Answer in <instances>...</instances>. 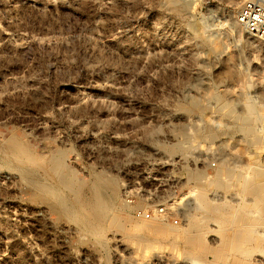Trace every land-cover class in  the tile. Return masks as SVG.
Instances as JSON below:
<instances>
[{"label": "rangeland", "instance_id": "obj_1", "mask_svg": "<svg viewBox=\"0 0 264 264\" xmlns=\"http://www.w3.org/2000/svg\"><path fill=\"white\" fill-rule=\"evenodd\" d=\"M186 1L0 0V264H264V212L242 187L250 165L264 183V44L233 26L239 0ZM249 101L258 142L229 115ZM173 198L182 217H154L166 230L135 226ZM197 231L240 250H191Z\"/></svg>", "mask_w": 264, "mask_h": 264}, {"label": "bare ground", "instance_id": "obj_2", "mask_svg": "<svg viewBox=\"0 0 264 264\" xmlns=\"http://www.w3.org/2000/svg\"><path fill=\"white\" fill-rule=\"evenodd\" d=\"M234 0H230V2H233ZM168 2V5L171 6L172 8H175L177 9L178 11H184L186 10V8H188L187 6L188 5V2L186 0H167ZM239 3V2H238ZM237 3L235 2V5ZM233 26L234 27H237V28H241L242 27V24L240 23L239 19H235L233 21ZM233 112H230L229 115L230 117H234V124H233V127L234 129L236 130H239L241 131L243 134H245L246 136H248L247 140L249 139V136H253V141L255 142H258V138H256L255 136V133H256V124L259 122V116H258V113H257V110H256V105L254 102L252 101H249V102H246L244 104V108H243V115H238V116H234L232 114ZM245 137V136H244ZM258 137V136H257ZM5 140V139H4ZM249 141V140H248ZM252 142V140H251ZM251 144V143H250ZM9 145L10 148L14 149V148H20L18 147V141L15 140V139H10L9 140V143L7 144ZM20 145V144H19ZM177 146H173L174 149L178 150V149H181L182 147H185V144L184 143H179V144H176ZM252 145V144H251ZM172 148V149H173ZM15 150V149H14ZM16 151V150H15ZM61 151V150H59ZM179 151V150H178ZM4 152V151H3ZM28 153V152H27ZM63 153V152H61ZM230 154V153H229ZM233 154V152H232ZM59 156H62V155H59ZM64 156V155H63ZM228 156V155H227ZM230 156V155H229ZM224 161H226L227 157L225 155L222 156ZM63 159V158H62ZM176 161V160H175ZM21 164V163H20ZM43 164H49L50 165V171L53 173V175H55L56 177H58V181L61 182V183H64L66 181H73L74 177H72V174L71 173H67V175H65L63 173V170H64V166H63V162L61 161V159L56 155V154H51L49 156L48 159H45L43 161ZM176 164V163H175ZM245 167V166H244ZM249 167H251L250 169H252V176L250 177H246L244 180H243V192L245 193H248L250 195H252L253 197H255L257 199V202H258V208L261 209L263 212H264V183H261V182H258L257 180L260 179L261 177V171H260V168L259 166L257 165H250ZM41 169V168H40ZM13 172V171H12ZM44 173V172H43ZM45 174V173H44ZM28 176V175H27ZM191 178L195 181V182H203L204 180V177L203 175L199 174V173H192L190 174ZM46 177V176H45ZM67 179V180H66ZM76 181V180H75ZM211 184H215L217 186H220L222 187L223 184H224V181L221 179L220 175L218 174L216 176V178H213L210 182ZM51 184V183H50ZM43 193L45 195H54L56 194V191L52 188V187H49V186H45L44 189H43ZM100 194V193H99ZM52 195V196H53ZM91 195V194H90ZM95 204L92 203L93 206H96L97 208V212L98 210L101 211L103 210V203L101 198H103L101 196V198L99 197L98 193L96 192L95 194ZM101 195V194H100ZM68 201V200H67ZM200 202H201V207L204 206V208H207L208 207V202H207V199H206V196L204 195V192L203 190L200 192ZM224 203L221 205L219 204V206H212L210 209L214 211V213H222L220 212L221 210L227 208L225 207ZM60 206V205H59ZM139 206V205H138ZM256 206V205H255ZM141 207V206H140ZM124 208V207H123ZM137 208V206L135 207ZM242 208V207H240ZM139 209V208H138ZM237 209V208H236ZM251 209V208H250ZM254 209V208H253ZM51 210V209H50ZM246 210V209H245ZM257 210V209H256ZM243 211V210H242ZM249 211V210H248ZM255 212V211H254ZM238 214V213H237ZM236 216H240V215H236ZM259 216V215H258ZM248 219L245 221L244 219H242L244 222H243V229L244 227L248 228V229H253V227L256 225V222H255V217L254 214H249V216H247ZM260 217V216H259ZM224 218V217H223ZM245 218V217H244ZM157 218H154V220H152V222L150 220H142L143 222L140 223V224H135V226L141 231H147V230H150L152 229L153 231H156L157 233L158 232H161L165 229H164L160 226L158 220H156ZM236 219V218H235ZM238 219H241V218H238ZM261 219V218H260ZM127 221V220H126ZM260 223H261V220H259ZM263 221V220H262ZM264 222V221H263ZM162 223V222H161ZM242 223V222H241ZM264 224V223H263ZM262 224V225H263ZM119 226L121 227H124L126 226V223L125 221L121 220L120 219V223H119ZM131 226L133 227L134 224ZM134 226V227H135ZM239 226V225H238ZM258 226V224H257ZM131 227V228H132ZM133 227V228H134ZM135 227V229H137ZM259 227V226H258ZM126 228V227H125ZM128 228V227H127ZM232 228V227H231ZM255 228V227H254ZM166 230V229H165ZM255 230V229H253ZM222 231V230H221ZM247 231V230H245ZM256 231V230H255ZM132 232H134V229L132 231V229L129 230V235L130 234H133ZM224 232V231H223ZM226 232V231H225ZM247 233V232H246ZM224 234V233H223ZM236 235V234H235ZM151 236V235H150ZM203 236H201L200 232H195L193 234H190V236L188 237V244L190 246V249L191 250H196L197 246L199 248H201V251L203 250L204 252L207 251L209 253H213L214 254V257L216 260H223L224 258L227 257L226 253L224 251H227V250H232V251H238L239 252V248L238 246H240V241H239V244L237 245V247H231V244H228V241L226 240L224 243H223V246L221 248H212V247H207L205 246L206 244L204 243V240L202 238ZM228 237V236H227ZM241 237V235H240ZM143 238V237H142ZM224 238V237H223ZM240 239V238H239ZM242 239V238H241ZM95 240V239H94ZM232 241V240H231ZM238 241V240H237ZM249 241V240H248ZM236 242V241H235ZM235 244V243H233ZM205 246V247H204ZM220 246V244L218 245ZM217 246V247H218ZM236 246V245H235ZM242 247V246H241ZM190 250V251H191ZM242 254L240 255H243V257H248L250 256L248 253V250L247 251H243L241 252ZM236 262V261H235Z\"/></svg>", "mask_w": 264, "mask_h": 264}, {"label": "built area", "instance_id": "obj_3", "mask_svg": "<svg viewBox=\"0 0 264 264\" xmlns=\"http://www.w3.org/2000/svg\"><path fill=\"white\" fill-rule=\"evenodd\" d=\"M238 19L251 36L264 44V0H239ZM211 166L215 167L216 163L212 162ZM129 195L130 194H128L127 201L132 203L133 199L129 197ZM137 196L138 193L136 188H134V202ZM170 200L171 209H168L165 206H158L154 209L137 210L134 212V216L141 220H151L154 217L168 219L172 215L177 214V217L181 218L183 208H176L174 205L176 198ZM178 218L174 220V224L179 223Z\"/></svg>", "mask_w": 264, "mask_h": 264}]
</instances>
